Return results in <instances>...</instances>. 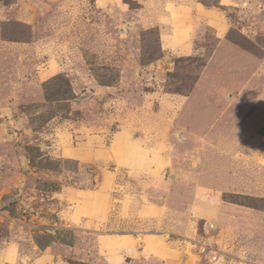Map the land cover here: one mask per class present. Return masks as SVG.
<instances>
[{"label":"rangeland","instance_id":"374dc122","mask_svg":"<svg viewBox=\"0 0 264 264\" xmlns=\"http://www.w3.org/2000/svg\"><path fill=\"white\" fill-rule=\"evenodd\" d=\"M84 1L0 0V264H264V0Z\"/></svg>","mask_w":264,"mask_h":264},{"label":"crops","instance_id":"0c3cea01","mask_svg":"<svg viewBox=\"0 0 264 264\" xmlns=\"http://www.w3.org/2000/svg\"><path fill=\"white\" fill-rule=\"evenodd\" d=\"M93 3H102V2H101V0H94ZM221 4H223V3H221ZM188 5H189L188 8L191 10L192 17L194 19H196L197 17H200L199 9H198V6H197V5H199V3L198 2H195V3L193 2V3H188ZM203 7H205V6H203ZM203 10L206 12V14L208 13L207 15H203L204 18H205V21L207 20L206 22H208L215 29V32H217V37L218 38H222L223 35L222 34L219 35L218 32L220 31V28L223 29V27H221V26H223L224 24H222V22L218 21L213 15H209L212 12L211 9L205 7ZM203 16H201V17H203ZM184 22H185L184 27H187L188 26L187 24L189 23V21L185 20ZM191 23H192V20H191ZM190 26L192 27L191 24H190ZM223 30H224V32H226L227 31V27L225 29H223ZM166 50H168V52L171 51L170 49H166ZM178 51H180L179 47H178ZM111 238H114L113 240L116 242V244L123 242L122 245L125 244V243H131V241H132L131 239H129L128 236H118V235L114 236L113 235V236H111ZM142 246L143 247H142V249L140 251L137 250V252H136L135 250H133V251L131 250V252H133L132 254H133L134 257H135L134 252H136L137 254H139V256L144 257V258H146L148 256L146 254L145 245L143 244ZM34 264H60V261L58 259L53 258L52 256H49L45 252L43 254H40L35 259Z\"/></svg>","mask_w":264,"mask_h":264}]
</instances>
